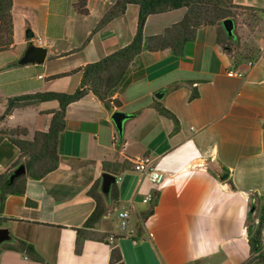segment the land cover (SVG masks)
Returning a JSON list of instances; mask_svg holds the SVG:
<instances>
[{
    "label": "crops",
    "instance_id": "1",
    "mask_svg": "<svg viewBox=\"0 0 264 264\" xmlns=\"http://www.w3.org/2000/svg\"><path fill=\"white\" fill-rule=\"evenodd\" d=\"M77 1L13 0L12 41L0 51V116L8 99L74 93L82 68L132 42L138 6L128 5L122 16L95 30L114 0H88L87 15L76 11ZM233 3L258 13L264 24V0ZM185 13L181 8L147 18L143 50L112 96L119 107L109 110L91 93L67 107L59 168L40 181L28 180L25 196L11 195L4 202L5 228L32 253L3 250L4 244L0 264H109L114 246L124 264H261L252 259L249 246L256 226L250 233L246 222L252 198L258 217L264 196V57L251 69L246 63L263 54L264 43L243 51L244 60L236 62L217 44L215 27L205 26L186 44L182 57L169 50L148 51L147 39L163 34ZM27 31L33 34L30 40ZM29 41L47 49L43 64H19ZM229 69L244 71L245 78L227 77ZM192 89L199 94L195 100L189 99ZM154 101L177 118V132L171 120L154 110ZM58 107L46 102L16 108L6 127L25 128L32 139L36 132H48L51 112ZM115 111L131 116L119 150L111 120ZM213 153L229 169L226 182L206 169L185 170L193 160ZM144 156L166 178L158 190L131 171L133 162ZM18 160L27 177L30 158L21 156L9 140L2 141L0 174ZM104 168L116 176L115 198L77 253L76 229L95 209L87 191L101 180ZM147 194L154 199L144 204ZM26 199L34 205L27 206ZM119 211L130 213L125 231L119 226Z\"/></svg>",
    "mask_w": 264,
    "mask_h": 264
},
{
    "label": "trees",
    "instance_id": "2",
    "mask_svg": "<svg viewBox=\"0 0 264 264\" xmlns=\"http://www.w3.org/2000/svg\"><path fill=\"white\" fill-rule=\"evenodd\" d=\"M88 0H78L75 9L79 14L87 15L86 8ZM12 5L13 0H0V51L8 48L12 41ZM128 5H136L139 8L137 29L132 42L126 47L103 58L102 60L88 64L82 68V77L78 88L74 93H35L8 99L6 108L0 116V143L9 140L15 145L21 156L30 158L28 176H21L10 182V177L14 171L23 165L19 160L12 167L0 174V228H5L7 219L4 217V202L8 196H25L28 180L40 181L48 174L59 168L58 146L60 136L66 127V109L70 104L78 102L88 94H93L107 108L119 107L120 102L112 99L114 90L125 76L129 65L143 50L144 26L150 15L162 14L169 11L184 8L186 13L182 21L165 29L163 34L152 36L147 39V50L150 52H160L169 50L175 56L182 57L185 46L196 38L197 31L205 26L215 27L217 33V44L229 55H233L236 62L244 60L240 49L239 36L234 32L229 36L223 27L225 20H232L235 26L241 17L239 10L245 8L235 5L233 0H114L108 7L107 12L100 20L95 30L108 24L113 19L122 16ZM199 96L196 89L191 90L190 100H195ZM57 102L58 109L51 112L52 120L48 132H36L32 139L28 138V131L25 128H7L6 120L16 108H24L40 103ZM153 108L158 115L173 122V132L179 130L177 118L158 101H154ZM140 111L134 112L136 117ZM123 143V135L116 134L115 148L119 150ZM105 172H111L104 168ZM116 186L112 187V192L108 200L101 192V180L96 181L87 191L88 197L95 202V209L85 222L84 226L76 229V252L81 251L82 243L89 235V230L93 229L100 219L107 213V206L111 198H115ZM251 201L247 218V227L251 233V227L256 229L249 238V246L252 259L264 264V253L256 255L261 250V232L264 229V203L260 207L259 216H255L257 203ZM27 206L34 203L26 199ZM3 250L20 252L31 255L32 251L21 241L10 235V242L3 246ZM109 264H124L121 251L114 246L110 253Z\"/></svg>",
    "mask_w": 264,
    "mask_h": 264
},
{
    "label": "water",
    "instance_id": "3",
    "mask_svg": "<svg viewBox=\"0 0 264 264\" xmlns=\"http://www.w3.org/2000/svg\"><path fill=\"white\" fill-rule=\"evenodd\" d=\"M223 27L229 36H233L234 32L236 31L235 23L228 19L223 22ZM27 39H32L33 34L30 31H27L26 34ZM47 55V49L42 46H38L29 41L27 49L24 55L19 60V64L21 66L25 65H41L44 63L45 58ZM157 99H160V95H156ZM131 116L125 112L115 111L112 116L111 120L115 126L116 133L119 136L123 135L124 125L126 121H128ZM206 169L210 171L212 174L216 176L219 182H226L229 178V169L226 168L219 160H217L216 155L213 153L211 157L206 159H195L191 163H189L185 170L191 169ZM26 174V167L25 165H21L17 168L12 176L10 177V182H13L16 178L24 176ZM116 183V176L110 173H103L101 175V192L105 197H108L112 187ZM264 203V202H263ZM10 242V234L8 229L0 228V248Z\"/></svg>",
    "mask_w": 264,
    "mask_h": 264
},
{
    "label": "built area",
    "instance_id": "4",
    "mask_svg": "<svg viewBox=\"0 0 264 264\" xmlns=\"http://www.w3.org/2000/svg\"><path fill=\"white\" fill-rule=\"evenodd\" d=\"M262 57H264V52L257 59L248 60L246 63L247 69H251ZM245 74L246 73L244 71H240L238 69H229L225 72L227 77L238 79H244ZM131 171L138 178L145 179L153 190L160 189L166 180L164 174L156 168L154 160L149 156H144L135 160L132 164ZM153 199V194H147L143 196L142 203L149 204L153 201ZM117 218L121 231H125L128 227V221L130 218L129 211H119L117 213ZM108 240L112 243L114 241V237L110 236ZM260 253H264V229L261 232V250L256 255H259Z\"/></svg>",
    "mask_w": 264,
    "mask_h": 264
},
{
    "label": "rangeland",
    "instance_id": "5",
    "mask_svg": "<svg viewBox=\"0 0 264 264\" xmlns=\"http://www.w3.org/2000/svg\"><path fill=\"white\" fill-rule=\"evenodd\" d=\"M238 14L245 16L238 19L236 34L239 36L240 52L254 51L264 43V24L260 21L258 13L251 10H239ZM264 196L259 205H263Z\"/></svg>",
    "mask_w": 264,
    "mask_h": 264
}]
</instances>
